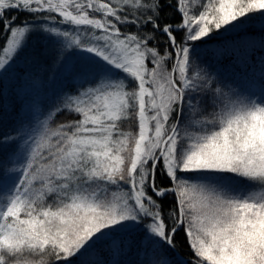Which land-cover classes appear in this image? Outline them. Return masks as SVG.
Instances as JSON below:
<instances>
[{
	"label": "snow or ice",
	"instance_id": "1",
	"mask_svg": "<svg viewBox=\"0 0 264 264\" xmlns=\"http://www.w3.org/2000/svg\"><path fill=\"white\" fill-rule=\"evenodd\" d=\"M174 4L180 21L161 24V0H0V74L34 32L55 41L58 66L68 53L83 60L67 67L78 86L25 141L20 165L0 164V264H72L102 242L107 264H120L137 245L133 227L138 255L174 249L183 228L191 264H264V92L225 89L189 46L250 14L264 20V0ZM12 10L51 26L16 25ZM60 111L79 118L50 128ZM133 119L136 131L125 130Z\"/></svg>",
	"mask_w": 264,
	"mask_h": 264
},
{
	"label": "trees",
	"instance_id": "2",
	"mask_svg": "<svg viewBox=\"0 0 264 264\" xmlns=\"http://www.w3.org/2000/svg\"><path fill=\"white\" fill-rule=\"evenodd\" d=\"M161 4V24L166 21L173 24L180 21L181 17L175 9L174 0H161ZM195 11L199 12L200 8H195ZM8 15L16 17V25H22L25 21L30 24L47 23L33 21L30 14L22 11L12 10L8 12ZM40 15L43 16L45 14ZM250 15L253 16L254 19L245 24L242 28L231 31H225L224 29H221L219 32L214 31L211 33L210 37L202 41L189 42V46H197L195 52L191 54L193 62L207 72L210 77L214 78L218 84L225 87V89H233L244 94L259 97L262 92H264V20L260 18V14L258 13ZM151 27L150 24L147 25V28L151 29ZM129 30L134 31V28ZM40 33L41 32L32 34L28 38L27 45L16 56L15 63L12 64L4 74L5 77L10 76L9 78L12 79H10L9 82L7 81L6 84H2V80L0 81V164L7 163L9 167H18L22 162V160H20L15 164L12 161L13 158L11 159L12 156H15L16 150L19 147V141L16 136L17 130L19 127L22 129L27 127V120L21 119V116L23 115V110H27L28 108L29 98L22 95V87L26 85L29 86V84L35 86L34 93H36V95L32 94L31 98H33V96H40L38 94L43 95V93L40 92V85L46 86V79L52 80L51 76L56 72L55 67L60 68L64 65L58 66L54 62L56 60L54 51L56 45L53 41L47 39L45 35ZM176 36L179 41L183 36V32L176 33ZM6 38L7 34L0 32V48L4 46ZM160 48L161 51H163V37L160 38ZM40 51H44L46 55L38 57L36 53ZM76 65L80 66L79 64ZM61 69H59V71ZM9 72H13V75H9ZM39 82L42 84H38ZM53 83L55 85L50 91V94H46L42 98L40 104L41 108L39 110L41 114L40 119L43 117L46 119L49 110L56 106L55 103L49 104L45 96H49L50 100L59 97L64 98L65 93H73L78 86V82L73 75H69L66 82L63 80L57 83L53 81ZM61 102L62 101H59L58 104ZM44 104H46V106ZM78 118L79 117L70 115L65 111H60L53 118L48 120V124L50 128H55L61 123ZM40 121L28 124V131L23 132L21 135L20 140L22 142L35 139L40 135L41 132L38 130L36 131ZM123 127L125 130L135 131L132 127H136V123H134L133 119L130 124L129 122L124 123ZM5 137H9L13 143L5 146ZM187 175L192 178L191 182H193L195 181L193 178L198 174L189 173ZM0 178H2V172H0ZM158 180L167 183V181L163 180L159 175ZM172 205L173 201L171 198L163 201L164 212L167 213ZM129 233L131 238L137 241V245L133 246L131 250L115 257V259L120 261V264H137L140 259L137 253L143 250L139 248L138 245V241L140 237L143 236V233L136 228L130 229ZM127 235L128 234H122V238H125ZM174 240L176 244L174 249H169L167 246L162 250L158 249L159 255L156 264H161L164 260L170 261L171 264H182L184 261L191 264L193 253L183 228L175 236ZM105 243L102 245L97 244V252L94 254H86L84 256L77 254L76 257L70 258L72 264H81L82 261L87 262V264H96V262L100 260H103L105 264H107L110 259H113V256L106 249ZM149 252L152 251L149 250ZM141 258L142 260L149 261L148 255H143ZM51 264H57V262L52 259ZM60 264H63V262H60Z\"/></svg>",
	"mask_w": 264,
	"mask_h": 264
},
{
	"label": "rangeland",
	"instance_id": "3",
	"mask_svg": "<svg viewBox=\"0 0 264 264\" xmlns=\"http://www.w3.org/2000/svg\"><path fill=\"white\" fill-rule=\"evenodd\" d=\"M47 26H51V24L50 23H47ZM37 33H39V32H34L33 34H37ZM40 34L45 35L42 32ZM49 40H51V41H53L55 43L54 40H52V39H49ZM15 59H16V57H15ZM15 59L13 60L12 64L15 63ZM72 64L82 65L83 64L82 57L79 56V55H74L72 53H68L67 54V59L64 61V65H62L63 68L62 67H60V68L55 67V71L56 72L51 76L52 80L51 79H49V80L46 79V83H45L46 86L40 85L41 86L40 92H42L43 95L38 94V95H40V96H37L38 98L36 96H33V98H31V95L32 94L36 95V93H34L35 92L34 91L35 86L33 84H31V85L29 84V86L26 85L25 87H22V91H23L22 92V95L29 98V100H28V102H29L28 103V108H27V110H23V112H22L23 115L21 116V119H26L27 120V122H26V126L27 127L24 128V129H22L21 127H19L18 130H17V133H16L17 135L16 136H17V139L19 141V147L16 150L15 156H12L11 157V159L13 158L12 159L13 163L17 164L20 160L23 159V157L26 154L27 145H26V143L24 141L22 142L20 139H21V135L23 134V132H27L28 131V127H29L28 124H30V123H36V122H39L41 120L40 123H38V128H36V131L38 130L39 132H41V130H42V121H44L43 119H45V118L43 117L42 119H40V117H41V114H40V111H39L40 108H41L40 104L42 102V98L44 97V95L50 94V91L52 90L53 86L55 85L53 83V81L55 83H57L59 81L62 82L63 80H65V82H66V80L68 79L69 75H73L75 77V75H76L75 72H70V71L67 70V67L69 65H72ZM194 64L197 65L196 63H194ZM90 67H94V66H90ZM59 69H61V70L59 71ZM6 72L7 71L3 72V74H0V81L2 80V82H1L2 84L3 83L6 84L7 81L9 82V80L12 79V78H9L10 76L9 77H7V76L5 77L4 76V74ZM9 75H13V72H9ZM41 82H39L38 84H42ZM45 97H46V101L49 104H54L55 103V105H57L59 101H62L64 99L63 97H59V98H54V99L50 100L49 99V96H45ZM44 105L46 106V104H44ZM18 122L20 123L19 120H18ZM124 123H126V122H124ZM134 123H135V120H134ZM132 128H134V130L136 131V127H132ZM10 143H13V141L11 139H10V142H8V143H5L4 142V145L6 146V145H8ZM1 147H2V144H1ZM197 176L198 175H196V177L193 178V179H195V181H193V183L197 182V179H196ZM133 228H135V227H133ZM104 243L105 242H102V243H99V244L102 245ZM100 247H102V246H100ZM142 252H143V250H142ZM158 255H159L158 254V249L154 253L153 252H149V254H148L149 261H153L154 264H156ZM142 256L143 255H139V257H140L139 260H142V258H141Z\"/></svg>",
	"mask_w": 264,
	"mask_h": 264
}]
</instances>
